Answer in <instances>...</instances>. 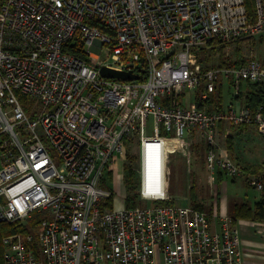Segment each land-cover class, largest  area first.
I'll list each match as a JSON object with an SVG mask.
<instances>
[{"label":"built area","instance_id":"1","mask_svg":"<svg viewBox=\"0 0 264 264\" xmlns=\"http://www.w3.org/2000/svg\"><path fill=\"white\" fill-rule=\"evenodd\" d=\"M252 2L253 15L244 0H2L0 224L17 228L2 239L4 264H242L228 218L213 230L202 212L153 202L166 143L190 148L196 133L208 175L236 179L242 170L215 141L218 123L264 137L262 106L199 111L171 100L196 90L206 101L220 76L236 95L240 83L264 86L257 59L204 71L196 55L264 32V0ZM101 67L139 78L106 79ZM29 99L38 108L22 107ZM133 136L152 166V182L138 186L149 204L108 208L104 175ZM149 145L159 146L152 161ZM248 186L264 190L256 179Z\"/></svg>","mask_w":264,"mask_h":264},{"label":"rangeland","instance_id":"2","mask_svg":"<svg viewBox=\"0 0 264 264\" xmlns=\"http://www.w3.org/2000/svg\"><path fill=\"white\" fill-rule=\"evenodd\" d=\"M1 2L2 0H0V3ZM197 58L198 60L204 59V64L201 63V65L210 68H217V66L221 64H224V66H241L251 58L259 60L261 64L264 65V32L257 34L253 38H250V40L233 41L228 43L222 52L208 53L203 49L197 54ZM101 62H103V59L99 61V63ZM231 90L233 93H235L234 88L231 87ZM193 92H196V90ZM185 94H187V92ZM222 98L223 103L225 104L228 98L225 87L222 89ZM31 100L32 99H29L27 102L22 101V107L24 106L25 108L28 107L34 109L38 108V105L36 104L37 102L31 104ZM179 102H181V99H179ZM217 127L220 128L217 131L215 130V141L217 142L219 148L228 151V154L233 160L236 158V156H240L241 154L245 153V151L247 155H250L249 150L255 152L257 147L253 148V145L257 146L259 143H261V139H264L261 136L259 137L256 131L250 126H239L230 124L228 122H220L218 123ZM147 136L151 137L149 133ZM189 140L191 141L190 148L183 147L178 150H172L170 147H168L169 143H166L164 148L165 152L163 153L161 159L163 180L159 181L161 184L162 195L157 201L153 203H171L176 206L191 207L192 205L190 198L195 196L198 204H204L206 208L205 210H211L213 201L208 191L204 188L206 187L205 180L208 176V173L206 172V168L203 164V159L200 153V148L205 145L203 139L197 134L195 138L189 137ZM158 151V145H149L148 150L146 151L147 159L149 161L154 160ZM143 152L144 151L140 146L139 136H133L125 147V152L122 159V164L126 165L130 172L133 173L135 185L133 196L135 201L134 204H132V207H144L149 204V202L140 200L138 193L140 180L142 181L143 179V182L144 180H146V182L148 180V182L151 183L152 178H154L152 166L148 165L146 167L145 163L143 162ZM151 152H153L152 155ZM51 155L55 156V153L51 152ZM249 157L255 158L254 155L248 156L247 159L249 161L251 160ZM236 162L239 163L237 159ZM241 162H243V160ZM244 164L245 163L243 162V165ZM243 165L241 164V166ZM148 171L149 175L147 173ZM115 172L118 173L117 170L114 172L111 170L112 175L108 173L104 175L103 187L104 189L110 190L111 192L116 191L112 207L113 209H118L122 206L123 200L125 198V186L123 183V176L118 179L117 176L119 175L117 174L116 176ZM228 184V195L230 196L233 194L232 186H234V188L236 187L231 182H228ZM244 190H246V192L249 194H255V192L251 191L250 189L244 188ZM244 190L241 189V191Z\"/></svg>","mask_w":264,"mask_h":264},{"label":"crops","instance_id":"3","mask_svg":"<svg viewBox=\"0 0 264 264\" xmlns=\"http://www.w3.org/2000/svg\"><path fill=\"white\" fill-rule=\"evenodd\" d=\"M245 85L246 83H240L239 88L241 92L238 97L231 90V87L233 88L231 80L228 81L223 78V76H220L215 85L214 92L216 94L213 101L214 105H211V108L208 111H211L215 107L225 111L227 105L229 104L236 107L246 105L243 95ZM224 87L226 88L228 95L227 101L225 102L226 105L223 103L222 98V89H224ZM214 92L212 93L213 95ZM218 92L220 93V96L217 99ZM196 93L197 92H188L187 94L184 93L181 98L182 103L180 102V104L183 107L192 108L193 105H195L194 100ZM219 128L220 127H216V131L219 130ZM195 136L196 133H194L191 137L195 138ZM256 147L257 149L255 152L249 150L250 155H247L245 151V153L241 154L240 156H236L234 160L232 159L242 170L240 177L236 179H230L221 173H217L214 177L208 175L205 180L206 187H204L208 191L213 201L212 209L204 210V214L207 215L213 230L218 228L219 218L225 217L230 220L231 226L234 230H236L239 237L238 250L241 256L242 264H264V221L254 220L242 215L235 216L234 212L235 208L241 206H247L249 209H253L255 203L264 198V190L258 191L248 186V181L251 179H256L257 181L264 184V139H261V143H259L257 146L253 145V148ZM226 153L228 154V151H226ZM253 155L255 158L249 157L251 159L249 161L247 159L248 156ZM228 156L230 157L229 154ZM236 159L239 161V163L236 162ZM242 160L246 166L243 165V162H241ZM241 164L243 166H241ZM115 170L118 172H115L116 176L117 174L119 175L117 178L120 179L124 174L122 159H115V162L112 166V171L114 172ZM228 182H231L236 187L234 188V186H232L233 194L230 196L228 195ZM244 188L250 189L251 191L255 192V194H249L246 192V190H244ZM241 189L244 191H241ZM114 193L116 194V191Z\"/></svg>","mask_w":264,"mask_h":264},{"label":"trees","instance_id":"4","mask_svg":"<svg viewBox=\"0 0 264 264\" xmlns=\"http://www.w3.org/2000/svg\"><path fill=\"white\" fill-rule=\"evenodd\" d=\"M244 3H245L246 9H247L249 15H253V2H252V0H244ZM242 40H250V38H244V39H238V40H227V41H223V42L217 41V40L212 41L211 43L207 44V46H205L204 48H200L196 52L198 54L203 49H204V51H207L208 53L222 52V51H224V49L228 45V43H231L233 41H242ZM64 51L68 52L72 55H75L76 57L82 58L81 51L76 49V46H68L67 48H65ZM198 62L200 63V65H201V63L204 64L203 63L204 59H200V60H198ZM239 66H224V64H221V65L217 66V68H213V67L210 68V67H206V66L201 65V67L204 71L208 70V69H224V68H230V67L236 68ZM198 92L196 93V97L194 100V104H195L196 109L199 111L209 110L211 108V105H214L213 101H214L216 93L214 92V95L211 94L206 101H201L199 98ZM240 92H241L240 88H238V93H237L238 97L240 95ZM243 95H244L246 106H248L252 110L256 109L258 106L264 107V86L263 85L250 84L247 82L245 85V90H244ZM182 96H183L182 94L178 95V96L177 95L172 96L171 100L181 99ZM219 96H220V93L218 92L217 99L219 98ZM167 102L168 101L166 100V101H164L163 104L166 105ZM200 149H201L200 153H201V156L203 159V164L205 165V153H206L207 148L205 146H203ZM123 173H124L123 174V183L125 186V195H124L125 198L123 200V204H124L125 208H133L132 204H134V201H135V198L133 196L134 195L133 190L135 188L133 173L130 172V170L126 167V165H123ZM108 174L112 175L111 172H109ZM109 192H110V196L106 201V205L108 208H112L115 193L111 192L110 190H109ZM190 201H191V205H192L190 207L191 209H194V210L199 211V212L201 211L202 213L204 212V210H205L204 204H201V205L198 204L195 196L191 197ZM161 205L173 206L174 204L168 203V204H161ZM187 207H189V206H187ZM234 212H235V216L242 215L244 217L251 218L254 220L264 221V198H262L257 203H255L253 209H249V207H247V206H241V207L235 208ZM15 231H17V228H15L14 225L6 224V223L0 224V264H4L2 239L5 236L13 234Z\"/></svg>","mask_w":264,"mask_h":264},{"label":"water","instance_id":"5","mask_svg":"<svg viewBox=\"0 0 264 264\" xmlns=\"http://www.w3.org/2000/svg\"><path fill=\"white\" fill-rule=\"evenodd\" d=\"M99 72H100V75L106 79H118L122 81H132V80H136L139 78L130 73H120V72L110 70L106 67H101Z\"/></svg>","mask_w":264,"mask_h":264}]
</instances>
